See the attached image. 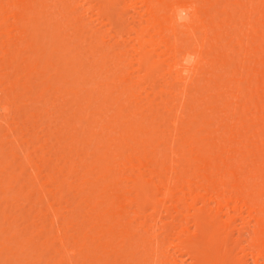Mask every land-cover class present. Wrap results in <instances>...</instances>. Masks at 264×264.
I'll return each instance as SVG.
<instances>
[{"label": "bare ground", "instance_id": "1", "mask_svg": "<svg viewBox=\"0 0 264 264\" xmlns=\"http://www.w3.org/2000/svg\"><path fill=\"white\" fill-rule=\"evenodd\" d=\"M0 264H264V0H0Z\"/></svg>", "mask_w": 264, "mask_h": 264}]
</instances>
